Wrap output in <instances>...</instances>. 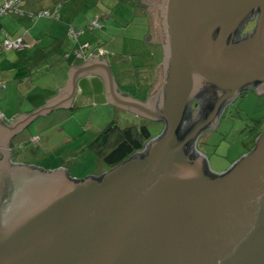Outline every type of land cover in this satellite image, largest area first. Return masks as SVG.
<instances>
[{"label":"water","instance_id":"95a60500","mask_svg":"<svg viewBox=\"0 0 264 264\" xmlns=\"http://www.w3.org/2000/svg\"><path fill=\"white\" fill-rule=\"evenodd\" d=\"M138 4L148 16L145 41L163 44L154 96L120 93L107 62L90 56L43 106L9 124L0 116V264H264V127L222 173L195 149L240 92L264 93V0ZM89 74L102 79L108 104L161 122L162 131L99 176L13 163V138L68 108Z\"/></svg>","mask_w":264,"mask_h":264},{"label":"crops","instance_id":"0c3cea01","mask_svg":"<svg viewBox=\"0 0 264 264\" xmlns=\"http://www.w3.org/2000/svg\"><path fill=\"white\" fill-rule=\"evenodd\" d=\"M5 1L0 0V9ZM55 1H49L50 10L56 6ZM138 1L135 0L132 5L129 0H120L119 2L125 3L127 8L117 9L115 13L111 12L110 16L114 18L116 15L115 18L119 20V23H122L121 25L117 24V27H115L119 32L116 33L114 30L115 22L110 27L105 25L106 22H103L102 25L99 23L100 31L107 28V41H102V44L98 42L92 44L89 41L91 36L87 35L83 28L85 26L81 27L80 18L75 19V17H79L82 10L79 4L73 10L67 7L66 10L60 8V6L69 2L68 0L67 2L62 0L57 4L59 5V12L62 14L59 16H55V13L49 16H40L41 18L26 15L27 18H30L27 19L24 17L19 18L21 16L10 12L0 14V104L8 97L9 90L14 88V91H16L20 86L28 84L29 91L25 95H29V102L34 106V109L29 112L21 110L13 112L10 101L7 100V104L3 101L8 106L5 109L0 106L4 123L9 124V121L15 120L19 115L31 113L43 106L46 100L54 97L59 89L65 86L68 79L66 72L72 66L82 65L90 56L103 58L107 62L120 93H125L137 101L145 102L160 87L162 81L163 44L162 42L145 41L150 27L148 16L140 7ZM35 3L36 0L27 2L25 13H27L26 11L28 13L35 11ZM50 17L58 20L54 21ZM100 17H105V14ZM108 19L107 14L105 21ZM58 22L59 24L56 25L55 23ZM97 24L95 23V25ZM73 38L77 41V44L73 43ZM68 40H70L69 44H67ZM4 41H9L16 47L6 49ZM107 46H109L108 49ZM82 52L83 56H78V53ZM49 60L51 61L49 62ZM77 87L78 90L68 108L57 110H73L76 106H80L82 101L78 102V100H80L82 94L86 93L102 96L105 103L111 106L108 104L104 83L99 76L95 74L83 76L78 79ZM45 93H48V95L41 98ZM23 103L24 100L19 101L21 107ZM7 111H11L12 114L7 116ZM29 126L30 124L27 127ZM31 140L34 143V150L32 151H38L39 148L45 149L46 143L50 142V138L42 139L41 136L34 137L33 135L31 139L27 140V145ZM24 145L26 144L22 143L19 148ZM13 149L12 140V146H10V151L13 152L11 161L14 156ZM26 165L38 167L34 162ZM59 166L61 168L65 167L63 165ZM59 166L51 167L50 170L57 169Z\"/></svg>","mask_w":264,"mask_h":264},{"label":"rangeland","instance_id":"374dc122","mask_svg":"<svg viewBox=\"0 0 264 264\" xmlns=\"http://www.w3.org/2000/svg\"><path fill=\"white\" fill-rule=\"evenodd\" d=\"M29 1L31 0H23L19 5V9L21 11L25 10V5ZM49 1L36 0L35 11L30 13L34 14L45 10L48 13L47 16L54 13L55 16L62 15L59 12V6L50 10ZM68 1L66 0L67 3L60 6V8L66 10L67 7L73 10L78 7V4L80 5L82 13L80 12L79 17H75V19L80 18L81 27L85 26L83 28L87 32V35L91 36L89 41L92 44L107 41V28L100 31L99 23L102 25L103 22H106L105 25L110 27L115 22L114 30L116 33L119 32L115 27H117V24L121 25L122 23L118 22L119 20L115 18L116 15L114 18L110 15L111 12L115 13L117 9L127 8L125 3L119 2L120 0ZM129 1L133 5L135 0ZM99 14H105V17L108 14L109 19L105 21V17H100L101 15ZM26 15L19 18H27ZM50 18L54 21L58 20ZM95 23L98 24L95 25ZM55 24L57 25L59 22ZM70 40H68L67 44H69ZM73 43L77 44L74 38ZM86 44L88 45V43ZM106 48L108 49L109 46ZM28 91V84L20 86L16 91L13 88L9 90L8 97L3 101L6 104L7 100L10 101L13 112L15 110L29 112L34 109V106L29 102V95H25ZM46 95L48 93L42 95L41 98H44L43 96ZM49 96L51 97V95ZM49 96L48 98H50ZM22 100H24V103L21 107L19 101ZM3 101L0 106L5 109L7 105ZM80 101H82L81 105L76 106L73 110L53 111L47 116L36 119L23 132L19 133L13 139L14 156L12 157V162L15 164H31L34 162L36 166L47 170H50L51 167L63 165L65 166L64 168L68 169L69 176L75 179H83L88 175H96L101 170H108L102 160L99 159L100 157L88 149V144L92 142L99 131L114 121L122 127L129 124H137L139 119L134 116H128L123 111L107 105L102 96H98L97 94H82L78 102ZM6 114L10 116L12 113L11 111H7ZM142 123L147 125L151 135L154 137L163 129L161 122L142 119ZM254 127H257L256 133L264 127V95L249 92L246 96L236 98L232 104L224 109L216 127L204 131L197 138L195 149L205 157L208 167L212 172L222 173L251 149L249 148L251 140L250 130ZM33 135L34 137L41 136L42 139L50 138V142L46 143L45 149L39 148L38 151H32L34 150V143L31 140L27 145V140L31 139ZM22 143L26 145L19 148Z\"/></svg>","mask_w":264,"mask_h":264},{"label":"trees","instance_id":"16d2710c","mask_svg":"<svg viewBox=\"0 0 264 264\" xmlns=\"http://www.w3.org/2000/svg\"><path fill=\"white\" fill-rule=\"evenodd\" d=\"M23 2V0H17L12 11H7L8 13H14L18 16H23L25 14L31 17H38L41 12H46L42 10L37 13H25L24 10L19 9V5ZM57 3L62 2L59 0ZM58 8V7H57ZM48 14V13H47ZM254 22L248 21L246 26L238 33V36H243L246 28L253 27ZM101 28V27H100ZM252 29V28H251ZM238 37V38H239ZM5 43V41H4ZM196 101V99H195ZM196 103V102H195ZM190 116L189 110H187V115L185 117L188 118ZM148 121V120H147ZM183 129V127H182ZM180 129V131H182ZM262 130H260L257 134H255L254 138L257 137ZM146 124H129L126 126H119L115 121L106 126L99 134L97 139L93 142V147L96 148L98 156L102 161L106 162L110 165V167H114L119 165L129 159L130 157L136 155L137 153L142 152L145 145L153 138ZM254 144V142H252ZM98 144V146H96ZM98 147V148H97ZM253 145L251 146V148ZM107 153H106V151ZM109 150V151H108Z\"/></svg>","mask_w":264,"mask_h":264},{"label":"flooded vegetation","instance_id":"af4514ba","mask_svg":"<svg viewBox=\"0 0 264 264\" xmlns=\"http://www.w3.org/2000/svg\"><path fill=\"white\" fill-rule=\"evenodd\" d=\"M252 28V27H251ZM251 28H246V30H245V32H243L244 34H246V33H248L250 30H251ZM81 56H83V52L81 53ZM249 92H252V93H255V94H257V95H264V93H262L261 92V90L260 89H258L257 87H255V86H252V87H250V88H248V89H246V90H243L242 92H240V94L237 96V98L238 97H243V96H246ZM156 94V93H155ZM154 94V95H155ZM154 95H152V96H154ZM128 96V95H127ZM236 100V99H235ZM235 100H233V101H235ZM233 101L232 102H230V103H228L227 105H226V107L228 106V105H230V104H232L233 103ZM196 101L195 100H193L191 103H190V106L188 107V110H189V112H190V116L193 114V112L195 111V110H197L198 109V107H197V103H195ZM225 107V108H226ZM224 108V109H225ZM122 111V110H121ZM224 111V110H223ZM123 113L124 114H127L126 112H124L123 111ZM223 113V112H222ZM128 116H134V117H137L138 119H139V122L137 123V124H143L142 123V119L143 120H146L145 118H143V117H139V116H136V115H132V114H127ZM189 116V117H190ZM189 117L188 118H186L185 120H184V124H186V122H187V120L189 119ZM253 127V126H252ZM104 129V128H103ZM102 129V130H103ZM101 130V131H102ZM101 131H99L97 134H96V136H95V138L92 140V142L91 143H89L88 144V149L90 150V151H92V152H94V153H96L97 154V151H96V148L95 147H93V142L97 139V137H98V134L101 132ZM206 131V130H205ZM257 132V127H254V128H251V130H250V136H251V140H250V143H249V148H251V146L253 145V143L252 142H254L255 141V139H256V137L254 138V136H255V134H257L256 133ZM96 146H98V144H96ZM98 148V147H97ZM106 151V150H105ZM109 151V150H108ZM13 153V152H12ZM106 153H107V151H106ZM98 155V154H97ZM100 160H101V158H99ZM104 164H105V166H106V169H110L111 167H110V165L109 164H107L106 162H104V161H102ZM66 169V168H65ZM66 170H68V169H66ZM105 170V169H104ZM101 170V171H99V172H97V174L96 175H91V176H99V175H101V174H103L104 172H106L107 170ZM68 172V171H67Z\"/></svg>","mask_w":264,"mask_h":264},{"label":"built area","instance_id":"2783aa9c","mask_svg":"<svg viewBox=\"0 0 264 264\" xmlns=\"http://www.w3.org/2000/svg\"><path fill=\"white\" fill-rule=\"evenodd\" d=\"M16 2H17V0H6L5 3L3 4V6L0 9V14H4L7 11H12V9H13V7H14ZM47 15L48 14L46 12H41L39 16H47ZM19 42H20V40L18 41V43ZM4 46H5L6 49H10V48H15L16 47L15 45L10 43L9 41H5ZM78 56H81V53H78ZM0 116H1V113H0Z\"/></svg>","mask_w":264,"mask_h":264}]
</instances>
